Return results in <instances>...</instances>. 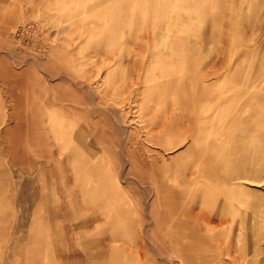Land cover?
<instances>
[{
  "label": "rangeland",
  "instance_id": "374dc122",
  "mask_svg": "<svg viewBox=\"0 0 264 264\" xmlns=\"http://www.w3.org/2000/svg\"><path fill=\"white\" fill-rule=\"evenodd\" d=\"M0 264H264V0H0Z\"/></svg>",
  "mask_w": 264,
  "mask_h": 264
},
{
  "label": "crops",
  "instance_id": "0c3cea01",
  "mask_svg": "<svg viewBox=\"0 0 264 264\" xmlns=\"http://www.w3.org/2000/svg\"><path fill=\"white\" fill-rule=\"evenodd\" d=\"M168 0H166V2H167ZM188 6V5H187ZM189 7V6H188ZM190 8H191V6H190ZM82 22H84V24L86 25V21L84 20V21H82ZM181 39H183L182 37H180ZM166 39H168V37L166 38ZM175 39V38H174ZM187 40H190V38L189 37H187L186 38ZM167 41L168 40H165L164 41V44L165 45H167ZM172 43V42H171ZM169 46V45H168ZM171 49V51H168V54L169 55H177V54H180V53H183V51L182 50H184L185 51V54H187L188 52H194V46H193V44L192 43H189L188 41H187V43H183V44H181V45H179V46H177V47H175L174 45H171L169 48H168V50H170ZM192 71V70H191ZM205 76V78H207L208 77V75H204ZM204 76H203V78H204ZM205 81V83H204V87H205V92H207L208 93V90H209V88H210V84H208V83H206L207 82V79L206 80H204ZM207 90V91H206ZM245 170H244V172H242L243 174H242V177H245L246 175L245 174H247V169L246 168H244ZM241 171V170H240ZM239 171V172H240ZM214 202H215V204H219L222 208L223 207H225L227 204L226 203H228V202H222V201H220V200H214ZM224 209V208H223ZM211 223L213 222L214 224H215V226H221L222 225V221H210ZM210 226H211V224H210Z\"/></svg>",
  "mask_w": 264,
  "mask_h": 264
}]
</instances>
